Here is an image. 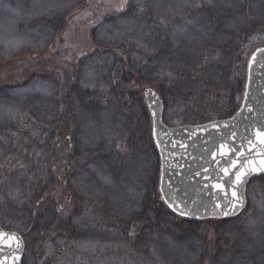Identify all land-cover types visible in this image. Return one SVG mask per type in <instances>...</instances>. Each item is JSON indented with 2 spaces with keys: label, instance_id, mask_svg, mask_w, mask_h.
Returning <instances> with one entry per match:
<instances>
[{
  "label": "rangeland",
  "instance_id": "rangeland-1",
  "mask_svg": "<svg viewBox=\"0 0 264 264\" xmlns=\"http://www.w3.org/2000/svg\"><path fill=\"white\" fill-rule=\"evenodd\" d=\"M157 1L163 7L155 0H0V11L9 4L20 11L8 12L11 16L0 12V223L23 236L35 224L43 231L55 224L56 212L53 209L36 212L29 195L34 190L30 188L28 193L26 186L29 182L48 188L54 185V177L46 168L59 162L64 139L49 132L61 106L75 118L77 131L68 136L73 139L70 141L85 150L76 151L75 163L87 158L86 151L103 153L99 163L85 165L69 179L68 185L78 198L93 204L94 218L104 220L108 226L92 225L90 215L78 213L70 221L76 237L74 246L65 257H56V264H214L216 253L211 246L205 249L201 242L211 229L207 223L200 226L199 238L185 234L182 239H158L144 230L136 243L140 262L126 256L129 239L124 224L144 208L149 193L144 180L146 168L144 161L128 155L121 143L120 123L127 118L120 110L123 104L117 102V96L107 111L96 101L86 100L95 91H104L109 81L114 83L122 78L118 73L122 67L126 74L123 79L132 81V87L145 99V90L154 87L137 85L132 75L142 64L139 52L153 50L151 40L157 39L155 30L165 35L169 32L158 40L162 42L164 38L171 43L186 63V70L201 66L206 71L211 66L208 79L231 87L224 78L228 54L209 65L201 60L196 46L206 42L228 46L229 38L243 39L245 31L262 34L264 0H188L184 5L176 0ZM165 21L171 25L167 29L161 24ZM235 22L237 28L228 25ZM261 34L251 35L249 42L257 39L258 45H264V40L258 38ZM249 53L244 48L237 56L242 77L247 75L244 58ZM159 77H154L157 80L154 82L162 81ZM60 80L65 83L63 95L56 87ZM70 82L73 83L68 87ZM59 97L58 108L53 102ZM6 116L10 118L4 120ZM150 116L154 134L151 113ZM27 120L32 133L16 137V141L12 129L20 130ZM54 144L57 149L52 148ZM12 165L17 169H12ZM118 167H122L120 179L109 172ZM38 168L41 177H32L39 175ZM8 169L12 170L3 179L2 173ZM84 177L88 179L85 183ZM158 179L160 189L161 168ZM248 190L244 214L234 226L226 227L223 235L220 231L212 232L211 242L217 245L221 236L233 246L235 252L231 254L243 264H264V179L253 182ZM235 228L238 230L233 231ZM37 246L31 241L23 264L41 263L36 255L40 249Z\"/></svg>",
  "mask_w": 264,
  "mask_h": 264
},
{
  "label": "trees",
  "instance_id": "trees-1",
  "mask_svg": "<svg viewBox=\"0 0 264 264\" xmlns=\"http://www.w3.org/2000/svg\"><path fill=\"white\" fill-rule=\"evenodd\" d=\"M161 24L165 29L171 26L170 23L166 21ZM154 33L157 39L155 42L151 40L153 50L149 53L143 51L139 52L142 64L132 76L137 80V85L143 86L149 84L159 92L165 107L164 122L169 126L175 127L186 124H204L217 119L232 117L242 104L247 79V75L245 77L240 76L237 56L244 48H248L250 53L244 58L245 65H248L252 53L257 48L261 46L264 47V45H258V43H256L257 39L250 40L249 42L248 38L251 35L261 33L254 32L248 34V31H245L244 35L242 34L243 36L246 35L243 37L244 40L241 37L233 36V38H229L231 40L227 41L230 42L228 46H220L217 42H206L200 46H196L197 51H200L202 55L201 60H203V62L207 61L209 65H211L212 61L215 59L222 58L228 54L227 75L224 76V78L227 82L231 83V87H228V83L222 86L208 79L207 71L211 66L206 71L201 66L194 68L188 67L186 70V63L182 58L178 57L179 54L173 49L171 43L168 41L166 42L164 38L162 42L158 40L165 34H161L158 30H155ZM167 35H169V32L165 36ZM258 36L259 39L264 40V31ZM243 41L245 42V46L242 45ZM124 71V67H122L118 71V73L122 75V78H117V80H114V83L109 81L110 83H108L107 89L105 88L104 91H95L93 94L89 95L90 98L86 101H96L104 111L108 110V107L114 99L118 98L117 102L121 101L123 106L120 110L127 119H123V122L120 123L121 129L118 134L119 138L121 139V143L125 146L124 148L127 150L128 155H131L133 158H139L142 162L144 161V167L146 168V177L144 180L149 186V193L145 198L144 208L141 213L136 214L128 223L124 224L126 227V238L129 239V249L126 256L133 257L132 259L140 262L141 253L139 249L136 248V243L144 230H148L152 235H156L158 239L164 237H166L164 239H182L185 238V234L189 238L191 236L199 238L202 233L200 226L207 223V225H211V229L206 232L201 242L205 249L211 246L212 252L216 253L213 263L243 264L239 258H235V256L231 254L235 252L232 245L224 242L221 236L218 237V243L216 245L214 242H211V234L212 232L214 234L215 231H220L221 235H223L224 233L222 232L226 231V227L233 225L245 211L238 217L232 219L197 221L176 215L164 202L158 188L161 163L159 152L153 139L149 109L141 92L134 86L132 87V81L123 79L126 75ZM157 76L162 78V81L154 82V80H156L154 77ZM37 77L42 76L38 75ZM60 81L61 83L58 82L56 87L61 92V94L60 92L59 94L63 95L65 83L62 80ZM71 83L73 82H70L68 87L72 85ZM59 101L60 97L58 100H54L53 103L56 107L60 105L58 104ZM66 110L67 109L64 110L63 106L59 108V111L57 110L60 114H57L58 116L51 125L52 128L49 132H55L58 139H64L61 144L64 152L61 157L59 156V162H55L56 165L54 164V166L51 164L49 169L48 167L46 168L47 172L49 171L54 177V185L48 188L46 185L41 186L38 183L33 184L29 182L26 186L27 192L30 188L34 190L29 191V195L31 196L30 202L36 212L53 209L57 214L56 222L50 229L43 231L38 227V224H35L24 234L26 250L31 245V241L36 242V246L38 245L37 247L40 248L37 253L34 250L36 255L38 254V256H40V264H56L54 259L56 257H65L67 252L70 251L68 249L74 246L76 237H74L70 221L73 217L77 216L78 213L84 212V214L87 213L90 215L94 220L92 225L97 223L100 227L108 226L107 222L104 220L101 221L100 219L94 218L95 209L92 208L93 204L91 202L87 203L80 197L78 198L68 185L69 179L82 171L85 165H96L99 163V161L102 160L100 157L103 153L102 151H100L99 154H97L96 151H86L87 158L85 160L80 159V162L77 164L75 163L76 160L74 156L76 151L85 150L80 144L77 145L73 143V141H70L73 139H69L68 137H71L72 133L75 130L77 131V128L74 116L70 111L67 112ZM29 123V120L22 122L20 130L19 127H14L12 129V136L16 141L18 137L32 131L29 127ZM14 131H16V134ZM15 140L13 141L16 143ZM56 146L57 145L54 144L52 148L57 149ZM77 154V156L81 158L78 152ZM90 154L92 156L88 157ZM48 158L50 157L48 156ZM51 160L53 159L51 158L49 162H51ZM12 169H17V167L12 165ZM12 169L5 170L4 173H2L3 179H5L4 174L9 173ZM121 170L122 167H118L113 168L109 172L113 177L120 179L123 176ZM38 173L39 175L37 176H31L34 178L41 177L39 168ZM260 179H264V177L256 180ZM35 199H37V201ZM37 218L38 217L35 216V219ZM236 230L238 229L235 228L233 231ZM198 233H200L199 236ZM34 235H36L35 238ZM29 238L30 240H28ZM240 238L242 237L240 236Z\"/></svg>",
  "mask_w": 264,
  "mask_h": 264
},
{
  "label": "water",
  "instance_id": "water-1",
  "mask_svg": "<svg viewBox=\"0 0 264 264\" xmlns=\"http://www.w3.org/2000/svg\"><path fill=\"white\" fill-rule=\"evenodd\" d=\"M145 98L161 156L160 192L169 208L191 220L238 216L248 204L249 184L264 176V138L258 135L264 130V48L250 59L244 101L231 118L170 127L159 93L148 88ZM237 172L247 173L243 184L236 183ZM0 232L13 237L0 243V264H23L24 237L1 225Z\"/></svg>",
  "mask_w": 264,
  "mask_h": 264
},
{
  "label": "bare ground",
  "instance_id": "bare-ground-1",
  "mask_svg": "<svg viewBox=\"0 0 264 264\" xmlns=\"http://www.w3.org/2000/svg\"><path fill=\"white\" fill-rule=\"evenodd\" d=\"M156 1V3L160 6V7H163V5H162V2L161 1H157V0H155ZM181 2V3H183V5L186 3V2H188V0H176V2ZM223 1H234V0H223ZM0 12H2V13H4V14H2V15H7V16H11L10 14H8V12L9 13H11V12H13V13H16V14H19L20 13V11H19V7H17V6H15L14 4H11V5H9V6H5L4 8H3V11L1 10ZM232 24V25H231ZM228 25L231 27V26H235V27H233V28H237V23L235 22V23H228ZM195 28H199L198 27V25H195ZM191 32H193V33H195L196 31H191ZM10 118V116H6V118H4V120H7V119H9ZM92 129H93V125H92ZM83 181H84V183L85 182H87L88 181V179L86 178V177H84V179H83ZM260 218H262V216H260L259 217V219ZM262 222V221H261ZM259 223H260V221H259Z\"/></svg>",
  "mask_w": 264,
  "mask_h": 264
},
{
  "label": "snow or ice",
  "instance_id": "snow-or-ice-1",
  "mask_svg": "<svg viewBox=\"0 0 264 264\" xmlns=\"http://www.w3.org/2000/svg\"><path fill=\"white\" fill-rule=\"evenodd\" d=\"M258 135H260L262 138H264V130H259ZM261 142L264 143V139H262ZM234 175H235L236 183L237 184H243L244 183V176H246L247 173L241 174V173L237 172ZM235 195H236V193L233 192V196H235ZM241 203H242V201H241ZM169 206L171 207V204ZM181 215H184V213L182 212ZM224 215H228V213L225 212ZM5 238H7L8 240L13 239V237H11L10 235L5 234L3 232H0V243H4Z\"/></svg>",
  "mask_w": 264,
  "mask_h": 264
},
{
  "label": "crops",
  "instance_id": "crops-1",
  "mask_svg": "<svg viewBox=\"0 0 264 264\" xmlns=\"http://www.w3.org/2000/svg\"><path fill=\"white\" fill-rule=\"evenodd\" d=\"M9 5H11V4H9Z\"/></svg>",
  "mask_w": 264,
  "mask_h": 264
}]
</instances>
